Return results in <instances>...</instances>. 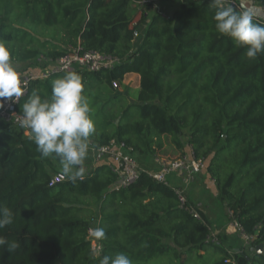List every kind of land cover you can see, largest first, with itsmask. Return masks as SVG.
Masks as SVG:
<instances>
[{
	"label": "trees",
	"instance_id": "trees-1",
	"mask_svg": "<svg viewBox=\"0 0 264 264\" xmlns=\"http://www.w3.org/2000/svg\"><path fill=\"white\" fill-rule=\"evenodd\" d=\"M146 6L0 0V39L18 62L56 59L78 46L117 57L112 69L75 71L96 126L92 148L116 140L140 155L177 159L190 146L229 219L255 236V246L264 244V54L250 59L218 33L210 0H181L171 15L148 16ZM255 21L264 26V18ZM128 73L140 75L132 99ZM66 74L32 81L18 110L33 91L50 98L52 82ZM56 176H62L58 160L42 157L30 134L0 120V208L13 215L0 237L17 244L11 252L0 246V264H99L116 253L132 264H264V253L242 248L232 254L213 243L215 224L205 209L183 189L182 202L179 188L147 171L120 189L106 163L75 181L62 176L52 184ZM92 226L106 233L97 257Z\"/></svg>",
	"mask_w": 264,
	"mask_h": 264
},
{
	"label": "clouds",
	"instance_id": "clouds-1",
	"mask_svg": "<svg viewBox=\"0 0 264 264\" xmlns=\"http://www.w3.org/2000/svg\"><path fill=\"white\" fill-rule=\"evenodd\" d=\"M215 9V29L223 36L231 38L237 48L246 49L245 55L255 59L264 54V26L257 23L256 10L252 7L242 11L234 10L229 0H210ZM25 84L13 63L12 52L7 42L0 39V109L5 102L20 103L25 95ZM17 115L20 127L29 130L36 151L44 158L59 162L60 173L71 181L82 177L86 171L84 164L89 153V137L95 133L96 126L91 118L92 108L85 94L82 76L70 71L52 82L50 98H42L33 91L20 105ZM13 223V215L7 207L0 208V229ZM95 241L106 237L104 228L89 230ZM7 246L9 252L17 248L15 242L0 237V246ZM91 255H100L97 248ZM99 264H132L124 253L103 255Z\"/></svg>",
	"mask_w": 264,
	"mask_h": 264
},
{
	"label": "built area",
	"instance_id": "built-area-1",
	"mask_svg": "<svg viewBox=\"0 0 264 264\" xmlns=\"http://www.w3.org/2000/svg\"><path fill=\"white\" fill-rule=\"evenodd\" d=\"M139 4H150L157 8L156 12L167 15L158 8L157 0H134ZM230 6L234 9L244 10L242 0H229ZM139 36V32H135V37ZM119 63V59L110 53L103 52L98 49H85L82 46L76 47L73 52L67 53L56 59L40 56L35 61V67L29 71L21 73V78L26 82L25 84V97L30 88L32 81L37 79H46L50 75L70 71H77L78 69H86L89 71H99L101 69H112ZM117 82H114V86L117 87ZM21 97V99L23 98ZM20 99V101H21ZM18 104H9L5 102L3 109H0V120L10 123L20 129H23L26 134H30L29 130H26L19 126L17 122V115L21 112L18 110ZM95 157L98 161L108 160L107 164L109 168L116 173L117 181L114 185L116 189H120L139 178L142 168L137 161L132 157V150L125 146L124 143L112 140L110 144L101 146L94 149ZM164 159L162 169L157 172H148L149 175L158 181L167 183V174L173 171H188L190 173H200L205 167V163L201 159H196L192 154L185 153V155L177 159ZM62 176H56L52 184L61 180ZM179 197L182 202H185V196L182 189L179 188ZM236 225H238L236 223ZM96 226L89 228L94 229ZM245 234V233H244ZM246 238H251L245 234ZM209 239L216 241L217 235L212 232ZM93 246L99 252L101 250V244L99 241L92 239Z\"/></svg>",
	"mask_w": 264,
	"mask_h": 264
},
{
	"label": "crops",
	"instance_id": "crops-1",
	"mask_svg": "<svg viewBox=\"0 0 264 264\" xmlns=\"http://www.w3.org/2000/svg\"><path fill=\"white\" fill-rule=\"evenodd\" d=\"M243 6L245 8L252 7L256 10L257 16L264 18V6H262L256 0H242ZM146 26V25H145ZM145 26L141 30V35H143L145 31ZM140 35V36H141ZM137 42V41H136ZM36 60V59H35ZM35 60L23 61V63L35 62ZM133 82L135 83H132ZM124 83L128 86H132L135 84V88H139L140 84V75L137 73H128L125 76ZM89 143V153L88 157L85 161L84 167L86 172L90 171L95 166L106 163L108 160L98 161L95 157L94 148L91 146V140H88ZM186 153L192 154V149L187 145ZM132 157L137 161L142 170L147 172H157L162 169L164 164V159L155 158L152 155H140L134 152H131ZM167 183L172 188H180L183 189L188 195L196 202L197 205L203 207L208 215V217L215 224V232H227L226 228L229 223L236 225L234 220H230L228 217V209L225 207L224 203L217 197L218 190L215 184V181L207 172L206 167L200 173H190L188 171H173L167 174ZM238 226V225H236ZM241 230V229H240ZM242 232V230H241ZM243 233V232H242ZM244 234V233H243ZM228 237L230 240L233 237L228 233ZM255 238V236H253ZM230 244H233L230 242ZM226 249L230 251L228 247L225 246ZM242 248H234L235 252L241 251Z\"/></svg>",
	"mask_w": 264,
	"mask_h": 264
},
{
	"label": "rangeland",
	"instance_id": "rangeland-1",
	"mask_svg": "<svg viewBox=\"0 0 264 264\" xmlns=\"http://www.w3.org/2000/svg\"><path fill=\"white\" fill-rule=\"evenodd\" d=\"M180 1L181 0H157V4L159 6L158 8H160L161 11H163L164 13H166L168 15H171L174 12V10L177 7H179ZM146 7H147L146 10L148 12V16H150L153 12L157 11V8L152 6V5L146 6ZM13 63L16 66V68L20 74L25 72V71H29L35 67L34 61L33 62L31 61L28 63L13 61ZM132 83H135V82H133V80H132ZM131 88H132V92H131V99H132L134 96L133 94L137 89L135 88V84H133L131 86ZM184 135H185V140H187V138H188V131L187 130H184ZM173 154L174 153H172V155ZM226 231L227 232H220V231L218 233L215 232L217 235V240L216 241H213L211 239L210 240L213 243H220L221 245L228 247L232 254H234V252H235L234 251L235 247L244 248V250H246L247 253H249L250 255L254 252V250H252V249L256 247L254 245V239L255 238L253 239L251 237V235H249L251 238H249V237L246 238L245 234H243L241 232L239 227L236 225H233L231 223H229L227 225ZM228 233L233 237L232 240H230V237L227 236ZM230 242H232L233 244H230ZM97 249H99V248H97Z\"/></svg>",
	"mask_w": 264,
	"mask_h": 264
},
{
	"label": "water",
	"instance_id": "water-1",
	"mask_svg": "<svg viewBox=\"0 0 264 264\" xmlns=\"http://www.w3.org/2000/svg\"><path fill=\"white\" fill-rule=\"evenodd\" d=\"M252 250L258 252V253H264V244H258L255 248H253Z\"/></svg>",
	"mask_w": 264,
	"mask_h": 264
}]
</instances>
